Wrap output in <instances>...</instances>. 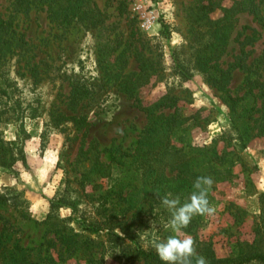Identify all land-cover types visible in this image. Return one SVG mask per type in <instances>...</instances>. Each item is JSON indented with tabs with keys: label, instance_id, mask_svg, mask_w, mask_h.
I'll list each match as a JSON object with an SVG mask.
<instances>
[{
	"label": "rangeland",
	"instance_id": "374dc122",
	"mask_svg": "<svg viewBox=\"0 0 264 264\" xmlns=\"http://www.w3.org/2000/svg\"><path fill=\"white\" fill-rule=\"evenodd\" d=\"M217 1L221 8L201 19L204 0H33L27 11L15 0H0L21 40L0 53V161L8 163L0 165V192L18 196L17 206L0 203V228L12 227L21 245L48 264H154L138 256L135 245L154 250L156 240L171 234L164 226L170 216L145 207L135 219L139 204L122 209L138 182L114 160L133 153L149 125L137 105L175 98L191 117L185 139L194 147L214 146V168L224 170L210 192L215 214L194 216L183 232L207 264L241 248L264 252V0ZM243 1L220 59L233 77L222 91L202 71L199 54L212 41L222 9ZM151 11L157 22L149 27ZM137 56L151 76L134 97ZM78 82L86 93L75 105ZM251 88L255 97L245 102L255 105L253 134L260 135L244 147L229 106ZM96 153L112 164L110 176L89 171ZM57 199L66 205L53 206ZM84 224L101 230L83 231Z\"/></svg>",
	"mask_w": 264,
	"mask_h": 264
},
{
	"label": "trees",
	"instance_id": "16d2710c",
	"mask_svg": "<svg viewBox=\"0 0 264 264\" xmlns=\"http://www.w3.org/2000/svg\"><path fill=\"white\" fill-rule=\"evenodd\" d=\"M15 1L20 7L24 8V11H27L33 2V0ZM55 1L60 5L66 2L73 5L79 0ZM204 1L207 5L200 9L199 16L201 19H208V16L221 8V5L217 0ZM241 6L244 10L246 1L239 2L231 8L222 9L224 13L213 23L215 29L212 30V41L199 54V63L202 71L206 72L208 80L222 91L229 90L233 77L231 70L222 68L220 59L226 49L230 29L235 25V15ZM14 20L13 17L6 18V14L0 12V53L6 52L5 49L7 47L10 48L15 40H19ZM165 29L167 30V27ZM136 61L139 64V73L133 83L135 87L129 93L134 97H137V88L148 83L151 76L148 72L146 61L141 56H137ZM249 83L255 82L251 81ZM85 93L86 91L80 86L79 82L73 85L71 103L75 105L81 103ZM249 97H255L253 88L242 96L236 97L234 99L235 103L229 106L233 113L232 125L236 128L238 139L244 147L248 146L252 137L260 135L259 133L253 134V124L257 122V118L253 114L256 110L255 105L250 108V102H245ZM137 106L140 110L147 113L150 122L134 152L131 154L126 153L122 155V159L114 160L116 168L120 167L122 170L125 166L128 171L135 174V179L138 182L135 188L126 194L129 206L122 209L128 211L139 204L135 209V219H137V215L145 211V207L149 210H154L156 214L170 216L168 210L161 205L159 196L162 197L166 193L171 192L174 196L180 195L181 202H183L193 190L192 185L196 177L202 175L212 177V175H215L217 177L212 178L217 182L220 180L224 170L214 168L215 164H217L212 163L211 153H214L216 149L214 146L194 147L185 139L189 129L186 125L191 117L182 115L177 107L175 98H171L169 102L158 104L154 107L144 108L139 104ZM166 109H174V112L169 115L157 114L158 110ZM15 112L18 113L17 111ZM73 119L78 124L86 123L81 118ZM262 128L264 129V123ZM10 145L14 146L16 142H11ZM89 162V171L96 172L99 177H106L112 174V164L103 162L98 153L94 154L93 158L89 159ZM224 164L220 163V165ZM0 165L6 166L8 163L0 161ZM157 193H159V196ZM138 196L140 198L136 199ZM208 198H210V194ZM260 199L264 209V194H261ZM10 200H14L13 205L17 206L15 201L18 200V196L8 197L7 193L0 192V203H7ZM52 205L61 207L66 204L64 199H57L52 201ZM116 226L112 223L109 228L110 231L115 229ZM81 228L83 231L88 232H99L101 230L96 224H84ZM135 252L148 262L163 264L155 250L144 249L137 242ZM0 264H48V259L39 255L33 248L23 247L20 239L16 236V231L6 224L0 228ZM214 264H264V252H246L245 249L241 248L240 253L232 257L226 259L214 258Z\"/></svg>",
	"mask_w": 264,
	"mask_h": 264
},
{
	"label": "clouds",
	"instance_id": "9594fccd",
	"mask_svg": "<svg viewBox=\"0 0 264 264\" xmlns=\"http://www.w3.org/2000/svg\"><path fill=\"white\" fill-rule=\"evenodd\" d=\"M116 132L123 134V129L117 128ZM215 181L211 176H198L193 182L192 191L187 198L181 202L180 195L168 192L159 196L160 203L170 213L165 228L171 234L164 239H158L153 247L163 264H207V259L199 255L196 241L190 235L183 232L194 216H212L216 208L209 201V194ZM154 221L152 227H154ZM118 235H122L118 230Z\"/></svg>",
	"mask_w": 264,
	"mask_h": 264
},
{
	"label": "built area",
	"instance_id": "2783aa9c",
	"mask_svg": "<svg viewBox=\"0 0 264 264\" xmlns=\"http://www.w3.org/2000/svg\"><path fill=\"white\" fill-rule=\"evenodd\" d=\"M157 22V17L155 16L154 12L151 11L146 17V24L149 27H152Z\"/></svg>",
	"mask_w": 264,
	"mask_h": 264
}]
</instances>
